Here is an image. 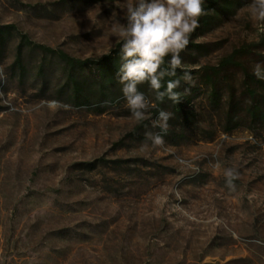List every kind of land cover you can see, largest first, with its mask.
<instances>
[{
	"label": "rangeland",
	"instance_id": "374dc122",
	"mask_svg": "<svg viewBox=\"0 0 264 264\" xmlns=\"http://www.w3.org/2000/svg\"><path fill=\"white\" fill-rule=\"evenodd\" d=\"M130 2L0 0V264H264V116L248 110L264 103L252 74L264 22L249 16L250 0H205L190 38L206 45L199 65L231 54L234 64L221 68L211 103L199 65L184 60L193 82L182 84L183 106L194 116L170 119L152 146L158 113L137 123L120 60L111 72L104 64L119 54L112 26Z\"/></svg>",
	"mask_w": 264,
	"mask_h": 264
},
{
	"label": "clouds",
	"instance_id": "9594fccd",
	"mask_svg": "<svg viewBox=\"0 0 264 264\" xmlns=\"http://www.w3.org/2000/svg\"><path fill=\"white\" fill-rule=\"evenodd\" d=\"M204 3L205 0H132L125 9V22L113 24L112 32L121 41L118 82L126 107L137 123L149 119V109L166 96L179 102L180 94L174 90L180 87L181 79L188 84L193 82L191 71L182 62L181 52L187 49L191 35L200 26V17L206 14ZM245 7L251 18L264 22V0H250ZM258 54L264 55V50ZM178 69L183 73L182 78L168 79L165 85V78L176 77ZM252 74L264 80V61L255 63ZM144 83L154 93V101L139 90L138 86ZM57 104V101L49 102L53 108ZM172 115L159 110L152 126L160 131L146 133V140L152 146L163 145ZM224 176L227 186L233 189V181L238 176L236 170L226 168Z\"/></svg>",
	"mask_w": 264,
	"mask_h": 264
},
{
	"label": "trees",
	"instance_id": "16d2710c",
	"mask_svg": "<svg viewBox=\"0 0 264 264\" xmlns=\"http://www.w3.org/2000/svg\"><path fill=\"white\" fill-rule=\"evenodd\" d=\"M37 46H39L40 48H43L44 50L48 52L57 54L59 58L65 62L66 65H69L71 67L82 66L85 63V61L76 59L61 50H55V49H52L51 47H45L44 45H37ZM205 48H206V45L189 43L187 49L181 52L182 62L185 60L186 62L192 65H199L198 53L202 52V50H205ZM204 52L206 53L207 50ZM115 53L117 55H110L104 59V64L107 65V68H108L106 72H111L112 71L111 69L113 67H116L119 63L118 62V59H119L118 51L115 50ZM233 57H234V54H231L228 57L223 58L219 65H199L198 70L200 72V77H202L203 79L201 84L204 85L206 89L208 90V97L211 103H217L220 100L221 96L219 94V87H218L217 79H219L220 77V70L222 67L227 66L228 64H234ZM190 71L192 74L193 71L192 70ZM182 75L183 73L178 69L176 77H172V78L166 77L165 78V81H164L165 85L168 79H181ZM81 84H82L81 81L80 82L74 81V87L77 90L81 88ZM182 84H183V81L181 79L180 87L174 90L180 94L179 102H173L172 100L168 99L166 96L162 102H156V107L153 108V111L156 113V112H159V110H162L163 107H165L169 110V112L173 114L171 118L173 122L177 123L180 120L184 121L185 123L190 122L194 115L192 114L193 112L192 110L191 112V111L184 109V106H183L184 97H183ZM161 90H163V88ZM151 93H152V101H154V93L152 91ZM231 101H233V95H231ZM235 107H236L235 104L230 103V112L234 111ZM248 110L252 113L253 116L262 117L264 116V103L258 104L252 101L251 105H249Z\"/></svg>",
	"mask_w": 264,
	"mask_h": 264
},
{
	"label": "built area",
	"instance_id": "2783aa9c",
	"mask_svg": "<svg viewBox=\"0 0 264 264\" xmlns=\"http://www.w3.org/2000/svg\"><path fill=\"white\" fill-rule=\"evenodd\" d=\"M156 113H158V112H156ZM157 130H159V129H157ZM155 133H157V131Z\"/></svg>",
	"mask_w": 264,
	"mask_h": 264
},
{
	"label": "bare ground",
	"instance_id": "6f19581e",
	"mask_svg": "<svg viewBox=\"0 0 264 264\" xmlns=\"http://www.w3.org/2000/svg\"><path fill=\"white\" fill-rule=\"evenodd\" d=\"M160 130L157 131V133L159 132Z\"/></svg>",
	"mask_w": 264,
	"mask_h": 264
}]
</instances>
